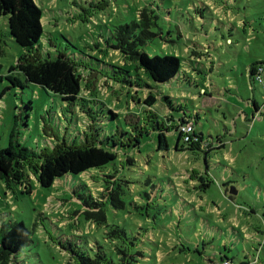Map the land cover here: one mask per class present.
I'll return each mask as SVG.
<instances>
[{
	"label": "rangeland",
	"instance_id": "obj_1",
	"mask_svg": "<svg viewBox=\"0 0 264 264\" xmlns=\"http://www.w3.org/2000/svg\"><path fill=\"white\" fill-rule=\"evenodd\" d=\"M34 1L42 9V52L55 57L63 51L84 63L79 66L82 93L97 96L91 106L99 113L101 132L125 128L124 118L137 124L153 112L171 127L170 150L164 157L147 140L141 152L129 151L136 165L119 167L132 182L123 195L126 207L116 212L106 208L108 224L123 227L137 243L131 250L145 254L131 264H219L222 257L236 264L256 255L258 261L251 264H264V0ZM144 6L153 9L157 23L151 28L155 36L142 50L178 56V74L157 83L139 72L140 86L132 87L90 70L100 68L98 58L127 67L135 79L134 63L112 49L111 31L136 20ZM6 22L7 16H0V38L5 42L0 55V148L8 145L11 133L33 149L52 147L59 141L55 137L81 134L88 128L85 114L65 111L59 95L25 82L22 75L24 87L6 79L25 52L11 39ZM252 65L263 67L261 81L252 79ZM148 93L156 97L152 107L143 103ZM164 95L171 97L172 105ZM108 109L118 117L112 118ZM182 113L195 121V131L209 145L207 152L173 149L172 125ZM195 170L212 180L206 189L193 191L192 184L198 183ZM84 175L67 174L42 187L28 170L29 193L23 191L25 185L7 187L0 179V224L23 221L31 230L30 242L18 252L24 264H68L73 258L67 241L90 254L98 242L117 263L103 237L105 226L81 214L73 190ZM223 182L236 193L225 191Z\"/></svg>",
	"mask_w": 264,
	"mask_h": 264
},
{
	"label": "trees",
	"instance_id": "obj_2",
	"mask_svg": "<svg viewBox=\"0 0 264 264\" xmlns=\"http://www.w3.org/2000/svg\"><path fill=\"white\" fill-rule=\"evenodd\" d=\"M4 15L7 16L6 23L11 39L25 49V52L17 57L16 63L9 68L10 73L5 76L6 79L13 86L24 87V82L18 76L22 75L25 82L37 84L44 90L59 95L66 104L65 111L73 115L79 111L87 116L88 128L71 138L66 135L63 138L55 137L59 141H55L52 147L46 145L41 149L21 144L14 139L15 134L11 133L8 145L0 148V179L7 187H11L12 184L25 185L23 191L29 193L31 183L26 178L28 170L33 171L42 187L52 186L56 179L67 174H85L84 177L77 178L73 192L81 202L83 218L97 226H105L103 237L109 244L110 251L116 255L117 263H114L98 242L92 245L95 249L90 254L87 250H80L76 244L67 241L73 258L68 264H131L137 260V255L145 257L140 249L131 250L137 243L123 227L115 223L108 224L106 208L109 207L116 212L126 207L123 195L130 190L132 182L124 174L119 173V167L124 170L136 165V159L129 151L134 148L141 152V145L147 140L156 154L164 157L162 153L170 150L167 133H170L171 127L167 123L163 124L162 118L153 112L145 114L137 124L130 123L124 118L125 128L120 125L110 132L107 130L101 132L99 113L91 106L97 96L95 97L94 93H90L91 97L82 93L84 79L79 72V66L84 63L78 64L63 51L58 52L55 57L46 56L42 52L39 44L43 34L42 9L34 0H0V16ZM137 16L136 20L119 24L111 31V37L114 39L112 49L120 53L125 60L134 63L137 71L136 80H133L131 70L127 67L109 61L104 62L98 58L96 61L99 62L100 68L90 70L101 73L100 75L106 79L132 87L140 86L137 82L140 80L139 72L145 73L157 83L170 81L180 70L178 56L150 55L142 50V46L155 36L151 28L157 23V15L152 8L144 6L137 11ZM262 16L264 17V13ZM253 21L256 22L254 19ZM258 21L262 22L263 19L259 18ZM4 44L0 38V55L4 53ZM253 65L250 68L251 75H254L252 79L261 81L263 67ZM163 99L172 105L170 96L164 95ZM155 102L156 97L152 93H148L143 100L148 107H152ZM255 102L253 105L257 109ZM173 109L183 108L175 106ZM108 112L112 118L118 117L115 111L108 109ZM190 119L192 118L186 113L177 116L176 124L172 125L176 131L173 149L181 152L186 149L205 148L207 152L209 145L202 141V135L194 129L195 121ZM188 124L193 130L190 134H184L181 127ZM186 135L188 139H185ZM206 171L205 163L203 172ZM194 172L197 174L195 180L198 183L192 184L195 185L193 191L206 189L212 180L205 179L198 170ZM223 184L227 186L224 189L229 191V184L227 182ZM186 185L190 186L188 183ZM30 239L31 230L23 221L1 223L0 264H24L18 252L30 242ZM61 245L63 248L66 247L64 244ZM256 256L249 259L246 257L247 259H241L236 264H251V260L257 262ZM219 264H222V259Z\"/></svg>",
	"mask_w": 264,
	"mask_h": 264
},
{
	"label": "built area",
	"instance_id": "obj_3",
	"mask_svg": "<svg viewBox=\"0 0 264 264\" xmlns=\"http://www.w3.org/2000/svg\"><path fill=\"white\" fill-rule=\"evenodd\" d=\"M181 130L183 131L184 134H190L193 130L191 125H186L181 127ZM185 139H188V135L185 136ZM222 264H232V261L228 258L222 260Z\"/></svg>",
	"mask_w": 264,
	"mask_h": 264
},
{
	"label": "water",
	"instance_id": "obj_4",
	"mask_svg": "<svg viewBox=\"0 0 264 264\" xmlns=\"http://www.w3.org/2000/svg\"><path fill=\"white\" fill-rule=\"evenodd\" d=\"M229 192L233 194V193H236V190L233 189V187H230Z\"/></svg>",
	"mask_w": 264,
	"mask_h": 264
},
{
	"label": "crops",
	"instance_id": "obj_5",
	"mask_svg": "<svg viewBox=\"0 0 264 264\" xmlns=\"http://www.w3.org/2000/svg\"><path fill=\"white\" fill-rule=\"evenodd\" d=\"M218 89H219V88H218ZM203 92L205 93L206 91L203 90ZM254 104H256L255 106H258V105H257V102H255ZM255 109H256V108H255ZM224 190H225V189H224ZM225 191H226V190H225ZM226 258H228V257H222V260H223V259H226ZM228 259H229V258H228Z\"/></svg>",
	"mask_w": 264,
	"mask_h": 264
}]
</instances>
